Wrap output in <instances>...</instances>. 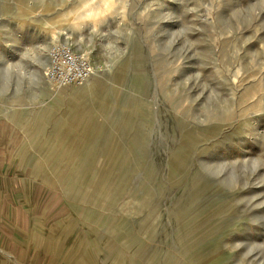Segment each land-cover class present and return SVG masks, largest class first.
<instances>
[{
    "label": "rangeland",
    "instance_id": "374dc122",
    "mask_svg": "<svg viewBox=\"0 0 264 264\" xmlns=\"http://www.w3.org/2000/svg\"><path fill=\"white\" fill-rule=\"evenodd\" d=\"M103 1L0 0V151L44 264H264V0ZM59 30L90 88L45 81Z\"/></svg>",
    "mask_w": 264,
    "mask_h": 264
},
{
    "label": "crops",
    "instance_id": "0c3cea01",
    "mask_svg": "<svg viewBox=\"0 0 264 264\" xmlns=\"http://www.w3.org/2000/svg\"><path fill=\"white\" fill-rule=\"evenodd\" d=\"M14 155L8 139L0 151V264H44L40 242L26 224V216H34L35 211L25 207L24 195L35 187Z\"/></svg>",
    "mask_w": 264,
    "mask_h": 264
},
{
    "label": "built area",
    "instance_id": "2783aa9c",
    "mask_svg": "<svg viewBox=\"0 0 264 264\" xmlns=\"http://www.w3.org/2000/svg\"><path fill=\"white\" fill-rule=\"evenodd\" d=\"M91 71V61L86 53L76 51L69 43L60 40L49 44L44 78L50 85L80 83Z\"/></svg>",
    "mask_w": 264,
    "mask_h": 264
},
{
    "label": "bare ground",
    "instance_id": "6f19581e",
    "mask_svg": "<svg viewBox=\"0 0 264 264\" xmlns=\"http://www.w3.org/2000/svg\"><path fill=\"white\" fill-rule=\"evenodd\" d=\"M102 1V4H104V1L103 0H101ZM100 4V3H99ZM95 8L96 7H90V8H88V11L89 12H92V11H94L95 10ZM75 9L76 8H72V9H70L68 12H67V15H70V14H72V13H75ZM50 34H52L51 36H50V38L52 39V41H55L56 40V37H55V34H60V36L61 37H63V39H64V42H69V41H67L66 40V38H68V37H65V33L62 31V30H59L58 32H56V31H52ZM41 41V40H40ZM49 42V40L48 39H46V40H44L43 39V42L39 45L40 47L37 49L38 51H41V50H45L46 49V46H47V43ZM48 49V48H47ZM77 49H81V48H77ZM47 52V51H46ZM39 65H40V67L42 66L43 67V65H45V63H47V53L46 54H37L36 53V57H35V59H34ZM46 67V66H45ZM38 72H39V70H37ZM92 71H93V66H92ZM92 71H91V73H90V75L87 77V78H89V80H91L92 82L93 81H96L98 78H99V75L97 74V72H95V73H93V75H92ZM43 76H44V74H43ZM86 78V79H87ZM45 79V78H44ZM86 79H84L83 81H81L80 83H76V85H80L82 82L84 83V81L86 80ZM88 79H87V82L89 81ZM46 81V80H45ZM91 81H89L88 83H86L85 85H84V87L83 88H85V89H88V88H90V84H91ZM47 82V81H46ZM48 83V82H47ZM49 84V83H48ZM63 86H68V85H63ZM63 86H59V87H63Z\"/></svg>",
    "mask_w": 264,
    "mask_h": 264
}]
</instances>
